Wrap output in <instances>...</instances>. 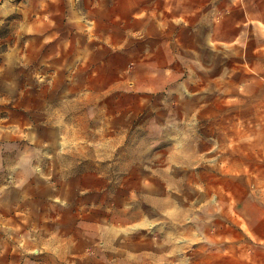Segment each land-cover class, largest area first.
<instances>
[{
  "label": "rangeland",
  "instance_id": "obj_1",
  "mask_svg": "<svg viewBox=\"0 0 264 264\" xmlns=\"http://www.w3.org/2000/svg\"><path fill=\"white\" fill-rule=\"evenodd\" d=\"M49 3L0 22V264H24L29 247L192 264L194 245L232 230L255 243L264 0ZM73 3L88 10L87 45L61 32Z\"/></svg>",
  "mask_w": 264,
  "mask_h": 264
},
{
  "label": "crops",
  "instance_id": "obj_2",
  "mask_svg": "<svg viewBox=\"0 0 264 264\" xmlns=\"http://www.w3.org/2000/svg\"><path fill=\"white\" fill-rule=\"evenodd\" d=\"M30 0H0V13L4 7L6 14H0V22L8 19L19 5L26 6ZM39 2L41 0H38ZM49 0H43L46 4L44 8L46 13H52L55 11V6L48 4ZM63 1V0H62ZM39 13H41L39 9ZM63 17L66 21H61V32L66 29H70L73 34L83 40V45H87L88 41L92 39L89 35L85 25L87 24L88 10L82 4L73 3L72 6H68L67 9L61 10ZM46 25V24H45ZM38 27L37 33L39 35L37 46L43 47V41L47 34H50V28L48 26ZM58 26L55 27L57 29ZM60 32V33H61ZM247 221L260 222L259 225H264V203L260 213L253 212L251 208L250 212H247V217H244ZM251 235L253 244L245 236L243 231L232 230L231 240L228 242L222 238H214L213 241H209L205 244H196L193 247V252L197 257H192V264H264V234H259L257 228H251ZM245 241V243H239ZM260 242L261 244H258ZM80 252V251H78ZM23 253L28 254L24 258V264H93L92 261H88V255H81L78 260H62V257L57 255L50 256L44 254V250L41 248H27L23 250ZM85 259V261H83ZM102 264V263H101ZM105 264H110L105 262ZM151 264V263H145Z\"/></svg>",
  "mask_w": 264,
  "mask_h": 264
},
{
  "label": "bare ground",
  "instance_id": "obj_3",
  "mask_svg": "<svg viewBox=\"0 0 264 264\" xmlns=\"http://www.w3.org/2000/svg\"><path fill=\"white\" fill-rule=\"evenodd\" d=\"M0 14H1V15H5V14H6L4 7L2 8V11H1Z\"/></svg>",
  "mask_w": 264,
  "mask_h": 264
}]
</instances>
